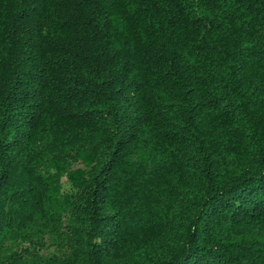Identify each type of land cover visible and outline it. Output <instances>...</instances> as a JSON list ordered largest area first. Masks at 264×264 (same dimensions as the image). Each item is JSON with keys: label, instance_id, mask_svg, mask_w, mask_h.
I'll use <instances>...</instances> for the list:
<instances>
[{"label": "trees", "instance_id": "16d2710c", "mask_svg": "<svg viewBox=\"0 0 264 264\" xmlns=\"http://www.w3.org/2000/svg\"><path fill=\"white\" fill-rule=\"evenodd\" d=\"M0 264H264V0H0Z\"/></svg>", "mask_w": 264, "mask_h": 264}]
</instances>
